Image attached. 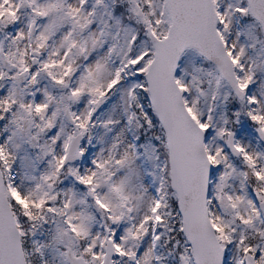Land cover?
I'll use <instances>...</instances> for the list:
<instances>
[{"label":"snow or ice","instance_id":"1","mask_svg":"<svg viewBox=\"0 0 264 264\" xmlns=\"http://www.w3.org/2000/svg\"><path fill=\"white\" fill-rule=\"evenodd\" d=\"M0 264H264V0H0Z\"/></svg>","mask_w":264,"mask_h":264}]
</instances>
